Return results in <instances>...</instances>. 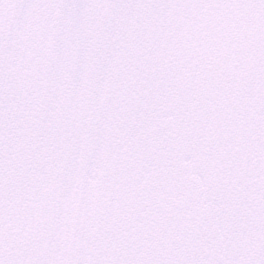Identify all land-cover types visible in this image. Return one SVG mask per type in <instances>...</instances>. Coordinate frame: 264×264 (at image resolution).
I'll list each match as a JSON object with an SVG mask.
<instances>
[{
  "label": "snow or ice",
  "instance_id": "snow-or-ice-1",
  "mask_svg": "<svg viewBox=\"0 0 264 264\" xmlns=\"http://www.w3.org/2000/svg\"><path fill=\"white\" fill-rule=\"evenodd\" d=\"M0 264H264V0H0Z\"/></svg>",
  "mask_w": 264,
  "mask_h": 264
}]
</instances>
